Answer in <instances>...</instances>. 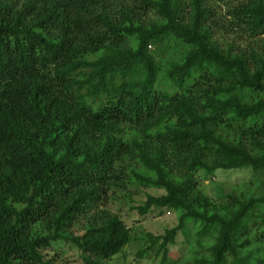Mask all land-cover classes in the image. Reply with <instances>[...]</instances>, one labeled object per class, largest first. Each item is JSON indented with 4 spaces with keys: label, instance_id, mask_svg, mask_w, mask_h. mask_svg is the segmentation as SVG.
I'll list each match as a JSON object with an SVG mask.
<instances>
[{
    "label": "trees",
    "instance_id": "trees-1",
    "mask_svg": "<svg viewBox=\"0 0 264 264\" xmlns=\"http://www.w3.org/2000/svg\"><path fill=\"white\" fill-rule=\"evenodd\" d=\"M239 168L225 198L199 184ZM143 188L139 214H175L161 234L110 207ZM58 241L82 264L133 242L136 264H264V0H0V264Z\"/></svg>",
    "mask_w": 264,
    "mask_h": 264
},
{
    "label": "rangeland",
    "instance_id": "rangeland-1",
    "mask_svg": "<svg viewBox=\"0 0 264 264\" xmlns=\"http://www.w3.org/2000/svg\"><path fill=\"white\" fill-rule=\"evenodd\" d=\"M151 48L156 49V46ZM199 184L202 190L213 198H225V196L238 191L239 188H244L245 183L251 176V171L248 168L239 169H216L211 173L200 171L197 173ZM159 194L160 190L153 188H143L139 194L134 196L133 201L127 202H112L110 207L117 212L123 219L125 224L129 227L139 228L140 230H147L153 234H161L164 228L171 227L176 223L174 212H164L158 214V211H149L145 214H139L132 206L142 202L145 199V193ZM177 243L170 246L169 257L176 258L182 253L185 247L182 238L178 235L176 237ZM137 246L133 242L124 250V254L115 255L112 259V264H136ZM46 259L51 260V264H82L79 251L72 245V243L65 241L53 242L51 246L44 250ZM142 264H152L148 260L142 261Z\"/></svg>",
    "mask_w": 264,
    "mask_h": 264
}]
</instances>
